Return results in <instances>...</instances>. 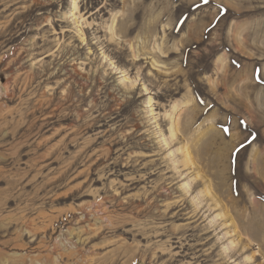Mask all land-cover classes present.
<instances>
[{"label": "rangeland", "instance_id": "rangeland-1", "mask_svg": "<svg viewBox=\"0 0 264 264\" xmlns=\"http://www.w3.org/2000/svg\"><path fill=\"white\" fill-rule=\"evenodd\" d=\"M73 3L0 0V264H264V0Z\"/></svg>", "mask_w": 264, "mask_h": 264}, {"label": "bare ground", "instance_id": "bare-ground-1", "mask_svg": "<svg viewBox=\"0 0 264 264\" xmlns=\"http://www.w3.org/2000/svg\"><path fill=\"white\" fill-rule=\"evenodd\" d=\"M73 5H74V9H76V0H74V3H73ZM73 9V10H74ZM186 159H190V156L188 155V156H186Z\"/></svg>", "mask_w": 264, "mask_h": 264}, {"label": "snow or ice", "instance_id": "snow-or-ice-1", "mask_svg": "<svg viewBox=\"0 0 264 264\" xmlns=\"http://www.w3.org/2000/svg\"><path fill=\"white\" fill-rule=\"evenodd\" d=\"M207 2V0H205V3ZM257 71H259V70H257Z\"/></svg>", "mask_w": 264, "mask_h": 264}]
</instances>
